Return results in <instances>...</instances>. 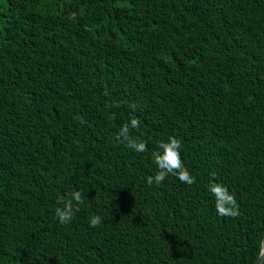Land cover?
<instances>
[{
    "label": "trees",
    "instance_id": "16d2710c",
    "mask_svg": "<svg viewBox=\"0 0 264 264\" xmlns=\"http://www.w3.org/2000/svg\"><path fill=\"white\" fill-rule=\"evenodd\" d=\"M170 136L196 182L149 186ZM263 235L264 0H0V264H255Z\"/></svg>",
    "mask_w": 264,
    "mask_h": 264
},
{
    "label": "clouds",
    "instance_id": "9594fccd",
    "mask_svg": "<svg viewBox=\"0 0 264 264\" xmlns=\"http://www.w3.org/2000/svg\"><path fill=\"white\" fill-rule=\"evenodd\" d=\"M135 109V105H132ZM80 123H85L82 117H75ZM141 120L135 116L130 118L128 123L120 127L116 134V139L122 144H125L129 149L145 153L148 151L147 143L138 138H132L130 129L139 130ZM157 148L160 151L152 153L153 162L157 168L155 176L146 177V183L151 186L153 184L161 185L169 176L175 177L179 182L187 185H192L196 179L185 167L181 158L182 141L175 136L168 137L167 141L158 143ZM209 193L215 199V208L218 216L235 219L240 216L239 204L237 203L234 194L230 193L228 188L218 182L210 183L208 187ZM72 199L63 204V207L55 209V215L61 225L68 224L74 217V212H78L79 205L84 203V196L80 191H74ZM73 201L76 207L73 206ZM60 203H63L62 201ZM102 225V218L99 215H93L89 221V226L97 228Z\"/></svg>",
    "mask_w": 264,
    "mask_h": 264
},
{
    "label": "water",
    "instance_id": "95a60500",
    "mask_svg": "<svg viewBox=\"0 0 264 264\" xmlns=\"http://www.w3.org/2000/svg\"><path fill=\"white\" fill-rule=\"evenodd\" d=\"M263 260H264V235H263L262 243H261V253L255 264H261Z\"/></svg>",
    "mask_w": 264,
    "mask_h": 264
}]
</instances>
